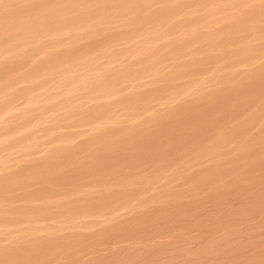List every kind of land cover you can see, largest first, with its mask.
Instances as JSON below:
<instances>
[{"label": "rangeland", "instance_id": "rangeland-1", "mask_svg": "<svg viewBox=\"0 0 264 264\" xmlns=\"http://www.w3.org/2000/svg\"><path fill=\"white\" fill-rule=\"evenodd\" d=\"M0 264H264V0H0Z\"/></svg>", "mask_w": 264, "mask_h": 264}]
</instances>
